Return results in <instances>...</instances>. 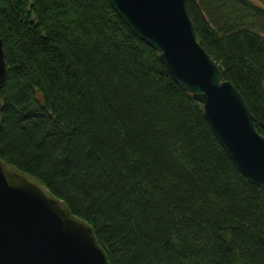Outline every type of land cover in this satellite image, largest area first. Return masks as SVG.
I'll list each match as a JSON object with an SVG mask.
<instances>
[{"label": "trees", "instance_id": "1", "mask_svg": "<svg viewBox=\"0 0 264 264\" xmlns=\"http://www.w3.org/2000/svg\"><path fill=\"white\" fill-rule=\"evenodd\" d=\"M264 138V6L185 0ZM0 158L88 222L111 264H264V184L107 0H0Z\"/></svg>", "mask_w": 264, "mask_h": 264}, {"label": "water", "instance_id": "2", "mask_svg": "<svg viewBox=\"0 0 264 264\" xmlns=\"http://www.w3.org/2000/svg\"><path fill=\"white\" fill-rule=\"evenodd\" d=\"M130 31L158 53L236 170L264 184V138L242 96L196 39L185 0H107ZM7 75L0 39V84ZM2 99L0 98V123ZM0 264H111L91 225L37 178L0 158Z\"/></svg>", "mask_w": 264, "mask_h": 264}, {"label": "rangeland", "instance_id": "3", "mask_svg": "<svg viewBox=\"0 0 264 264\" xmlns=\"http://www.w3.org/2000/svg\"><path fill=\"white\" fill-rule=\"evenodd\" d=\"M250 1L257 5L264 6V0H250Z\"/></svg>", "mask_w": 264, "mask_h": 264}]
</instances>
